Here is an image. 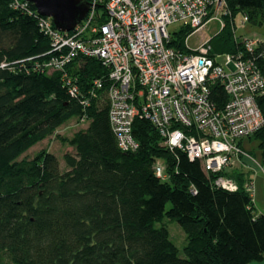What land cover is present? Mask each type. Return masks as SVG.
<instances>
[{"label": "trees", "instance_id": "obj_1", "mask_svg": "<svg viewBox=\"0 0 264 264\" xmlns=\"http://www.w3.org/2000/svg\"><path fill=\"white\" fill-rule=\"evenodd\" d=\"M226 1L230 14L209 39L211 55L214 48L224 54L242 49L234 32L237 15L264 21V0ZM192 33L180 29L169 46L186 50ZM51 50L33 3L0 0V264L264 260V214L255 212L245 188L252 181L247 167L218 173L234 179L238 190L218 187L216 175L164 146L155 126L140 117L132 127L139 148L120 149L109 118V69L96 57L80 56L64 72L50 71L45 64ZM263 51L264 41L255 53L264 75ZM211 98L221 108L227 95L217 85ZM258 103L264 115V95ZM73 118L87 126L61 137L73 148L63 156L66 170L47 149L22 157ZM248 138L258 141L264 168V125ZM157 162L164 165L166 180L156 175ZM165 217L186 234L184 257L170 239Z\"/></svg>", "mask_w": 264, "mask_h": 264}, {"label": "built area", "instance_id": "obj_2", "mask_svg": "<svg viewBox=\"0 0 264 264\" xmlns=\"http://www.w3.org/2000/svg\"><path fill=\"white\" fill-rule=\"evenodd\" d=\"M85 1L90 9L71 31L58 30L50 17L39 15L53 54L46 68L64 72L80 56L98 58L109 69V118L120 149L139 148L132 127L140 117L155 126L164 146L199 160L207 174L216 175V186L238 190L234 179L218 173L231 166L247 167L245 158L252 155L242 142L264 125L258 103L264 95V75L255 55L263 38L239 37L242 49L223 54L226 69L211 55L209 40L190 49L188 36L186 50H181L169 46L173 35L168 30L180 23V29L195 33L213 20L223 27L230 14L226 0ZM95 84L103 87L100 79ZM217 85L227 95L221 108L211 98ZM154 170L167 179L161 162ZM245 188L252 196L253 181Z\"/></svg>", "mask_w": 264, "mask_h": 264}, {"label": "rangeland", "instance_id": "obj_3", "mask_svg": "<svg viewBox=\"0 0 264 264\" xmlns=\"http://www.w3.org/2000/svg\"><path fill=\"white\" fill-rule=\"evenodd\" d=\"M180 23H173L169 25V32L174 35V33L180 30ZM222 26L217 20L210 21L206 24L205 28L192 33L187 39V45L190 49H196L203 45L210 38L214 37L219 33ZM234 32L237 37L241 38H264V21L262 24H255L251 21H245L243 14L237 15L235 19ZM218 45V42L215 43ZM213 55L216 57L217 62L221 63L226 69V59L224 53L213 49ZM87 124L85 122H79L78 119L73 118L61 127H59L55 133L37 145L30 148L22 157H33L36 153L42 149H47L49 152L53 153L58 157L60 170H66V165L63 159L65 153L73 152V148L67 143L61 140V137H71L76 131L81 128H85ZM242 146L245 150L252 152L254 156L246 157L245 161L247 163V168L245 170L249 173V177L254 183V188H252V197L255 206V212L257 214H264V168L261 161V152L258 147V141L255 138H246L242 142ZM229 170V169H228ZM163 222L166 224L171 241L179 249V254L184 257L183 249L186 245V234L175 220H170L167 217L164 218ZM249 264H264L262 261H253Z\"/></svg>", "mask_w": 264, "mask_h": 264}, {"label": "water", "instance_id": "obj_4", "mask_svg": "<svg viewBox=\"0 0 264 264\" xmlns=\"http://www.w3.org/2000/svg\"><path fill=\"white\" fill-rule=\"evenodd\" d=\"M35 5L39 15L50 17L55 28L71 31L86 16L90 4L85 0H26Z\"/></svg>", "mask_w": 264, "mask_h": 264}]
</instances>
